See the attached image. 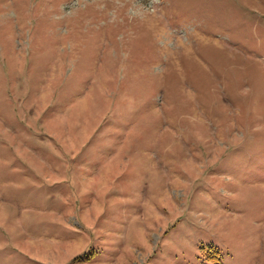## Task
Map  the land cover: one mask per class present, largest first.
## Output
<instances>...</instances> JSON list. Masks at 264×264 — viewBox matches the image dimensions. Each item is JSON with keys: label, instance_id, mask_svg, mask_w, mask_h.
I'll list each match as a JSON object with an SVG mask.
<instances>
[{"label": "rangeland", "instance_id": "rangeland-1", "mask_svg": "<svg viewBox=\"0 0 264 264\" xmlns=\"http://www.w3.org/2000/svg\"><path fill=\"white\" fill-rule=\"evenodd\" d=\"M0 264H264V0H0Z\"/></svg>", "mask_w": 264, "mask_h": 264}]
</instances>
